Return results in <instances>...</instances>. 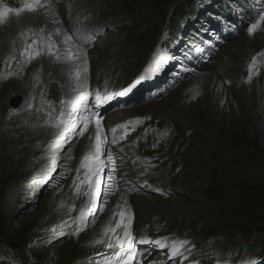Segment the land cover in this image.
<instances>
[{
	"label": "rangeland",
	"instance_id": "1",
	"mask_svg": "<svg viewBox=\"0 0 264 264\" xmlns=\"http://www.w3.org/2000/svg\"><path fill=\"white\" fill-rule=\"evenodd\" d=\"M75 1L78 7L91 13L95 22L110 20L114 25H121L117 32L108 33L107 37L102 38L97 49L93 51L94 79L110 75V70L115 66H118L115 71L119 80L131 79L146 60V57L136 59L132 51L134 43L130 38V26L133 24L137 26L141 20L138 14H142L137 13L136 9L134 11L132 6L134 3L143 4L148 9L155 0ZM2 2L3 0H0V7ZM49 14L44 8H36L32 14H27L22 22L28 23L31 29L38 30L43 27L42 24L53 25V18ZM59 24L64 23L59 19ZM262 25L264 26V22ZM17 26L18 24L12 23L0 29V57L5 62L16 59V56L26 62L21 49L19 47L13 49L12 35ZM258 28L259 26L256 29ZM253 39L246 37L243 39L241 35L235 40L228 41L221 47L219 63L215 70L207 68L193 77L184 79L178 86L168 89L161 97L145 104L139 110L137 108L124 110L126 116L139 112L152 114L159 119L160 125L174 128L176 131L174 142L179 144L177 148L184 149V154L178 152V155L187 158L184 166L188 173L179 187L182 192L175 193L176 187L171 185L170 189H173L174 194L165 198L144 194L130 196L117 190L115 186L107 191L104 188L102 191L104 199L89 220L87 230L79 237H68L60 242L52 241L50 236L69 231L68 222L82 204V197L72 194L63 180L65 160L77 161L87 152H92L97 131L85 138L72 140L61 150V154H57L62 158L58 172L44 188L43 183L55 164V157L52 158L55 152L52 151L51 143L53 131H57L55 123L48 121L47 117L53 113V104L60 91L59 86L55 84L56 90L50 100L47 96L48 86L53 76L67 82L72 81L70 78L72 66L65 60L56 61L54 65L53 56L41 53L36 55V58L45 60L33 62L32 69L37 70L31 77L27 74V66L22 67L23 74L11 70L8 78L0 86V198L8 197L1 207L3 212L0 211L2 220L0 227L4 228L7 235L0 240H7L9 242L7 245L11 242L15 245L19 242L24 243L31 248L35 262L106 264V259L103 258L118 249L109 248L108 244L113 243L114 235L123 236V227L116 228L117 222L121 219L118 213L122 211L125 213L123 223L129 226L130 222L134 223L135 218L139 229L146 227L147 224L153 227L154 224L162 223L169 217L171 222L183 216L188 221L184 224L185 231L189 235L194 232L192 237L197 242L196 246H206L208 238L211 239L210 245L214 244L224 250L240 247L241 244H254L257 247L254 252H259L255 255H261L264 251V248L262 249L264 241L240 240L246 239L251 232L243 234L234 229L233 223L227 219L226 212L220 209H230L229 203L223 197H220V207L211 200L213 190L218 188L219 179L225 175L224 168H218L214 173L194 172L193 161L194 152L209 143H212L216 151L220 150L216 154L219 155L218 162L224 159L225 151L229 147L235 153V147L243 151L248 146H258V151L253 153L261 155L264 147V85L255 81L250 87H246L234 80L236 75L240 76L244 60L251 53L250 44ZM76 49L79 50L80 46ZM167 62L165 59L161 65L154 67L157 75ZM202 76L211 80L205 83ZM220 80L230 81V84L225 87ZM66 91L67 88L64 92ZM11 97L17 99L15 106L23 98L24 101L15 109L18 111L17 114L8 116ZM56 109L60 110V103ZM115 119L117 118L112 117V121ZM215 166L218 167L217 161ZM233 168L240 172L249 171L243 164ZM263 170L264 167L259 172L260 179H264ZM199 176L203 177L202 181L205 180L197 184L196 178ZM230 193L236 199L234 193ZM148 199H151L154 206L147 205L140 210V207L147 203L144 200ZM234 202L235 200H231L232 204ZM106 227L116 229L115 234L111 231L105 233ZM175 228L173 225L170 230ZM216 238L219 240L213 243L212 240ZM185 255L191 258L194 253ZM114 259L115 257L108 258L111 264H115Z\"/></svg>",
	"mask_w": 264,
	"mask_h": 264
},
{
	"label": "trees",
	"instance_id": "2",
	"mask_svg": "<svg viewBox=\"0 0 264 264\" xmlns=\"http://www.w3.org/2000/svg\"><path fill=\"white\" fill-rule=\"evenodd\" d=\"M195 1L196 0H155L147 12H145V20H143L140 26H136L138 51L143 53L147 52L162 26H169L173 31V29L177 27L176 25L178 24L179 18H187L188 14L193 12L195 9ZM173 4L175 7H173ZM148 18H150L153 27L145 30L150 24L149 21H147ZM211 146H213L212 143H209L207 147ZM223 148H225L224 145ZM235 148L236 152L234 153L231 147H229V149L225 151V157L221 162H218L219 155H216L220 150L216 151V149H214L215 151H213L212 157H217L216 161L218 167L215 166L212 172L214 173L218 168L223 167V174L225 175L219 179L217 190L211 188L212 190L214 189L211 200L214 201L218 207H220V197H223L229 203L228 207H230V209H220L225 211L228 218L232 220L234 229H240L242 231L247 229L261 231L263 230L262 227H264V179H260L258 175H260L259 172L264 167V147L261 155H255L253 153L258 151V146H248L243 151H240L237 147ZM251 151L252 153H247ZM240 164H243L244 167L249 170V173L246 171L240 172L234 170L233 166ZM230 192L234 193L236 199L232 197ZM7 200V196L0 198L1 212H3L1 207ZM231 200H235L234 204L231 203ZM1 222L2 220H0V223ZM6 235L4 228L0 227V238L3 239ZM5 243L8 244L9 242L7 240H0V247ZM11 244L13 243L11 242ZM28 251L27 246L19 242V244H13L12 251L9 255L16 261L26 263L28 262V257L25 252ZM4 253V250L0 249V255Z\"/></svg>",
	"mask_w": 264,
	"mask_h": 264
},
{
	"label": "snow or ice",
	"instance_id": "3",
	"mask_svg": "<svg viewBox=\"0 0 264 264\" xmlns=\"http://www.w3.org/2000/svg\"><path fill=\"white\" fill-rule=\"evenodd\" d=\"M50 2V0H49ZM43 5L41 4L40 0H29L28 4L26 5V10L28 11H35L37 7H42ZM12 11L11 9H4L3 11H0V17H3L6 13ZM17 12V14L20 13L21 9H16L15 10ZM264 21V15H261L259 17V20H257L256 23H253L250 25L249 27V33H253L254 30L257 28L258 24ZM58 31V30H57ZM69 38H65V42H67ZM48 47V55L53 56L55 58L56 61H60L61 57L59 54V50H58V46L56 45L55 42L49 43L47 45ZM55 49V50H54ZM27 53V49H25L21 54L25 55ZM39 53H33L31 56L28 57V59H32L35 58L36 55H38ZM68 55H72L71 52L68 53ZM255 59V58H253ZM251 65L249 66V71H251ZM132 89L131 87L129 88H125L122 91L116 93L115 95H119V96H124L126 95L128 92H130ZM88 94L86 93H80L78 98L73 101V103L76 105V107L73 109V111H78V108L80 105H85L86 104V96ZM113 96L109 95L107 97H104V102L106 103L108 100L112 99ZM100 99V96H97V100ZM61 103H64V101H61ZM101 105L98 103L96 105V107H100ZM73 113L72 112H64V111H60V118L58 119V123L57 126H60L62 124H67V117L72 116ZM81 120L84 121V126L83 129L78 133V135H83V130H86L87 126H88V122H90V118L87 117H81ZM100 121L97 120L96 124L97 126H99ZM78 126L73 123L72 125V130L75 131L76 128ZM113 131H115L113 129ZM100 138H101V133L99 131V127L97 128V137H96V144L94 145L95 148V153H89L87 155H85L84 157H82L81 163L77 169V178L79 179V173L82 169L86 170L85 175L83 177L84 180L86 181H90V183H88L87 187L89 189V192L87 193L89 195V197H99L101 195L100 192L95 191L96 186L100 183V181L98 179H94V177L99 176L100 174V167H99V157L104 155V151L102 150L101 146H100ZM115 139L113 140V143H115ZM109 159H111V157H109ZM91 162V163H90ZM111 178V177H109ZM75 183V180H74ZM118 208L120 207L119 205L117 206ZM95 213L94 212H90L89 216H93ZM120 216V221L117 222L116 224V228H121L123 227L124 231H123V236H119V235H114V243L110 242L108 244L109 248H118L119 251H116L114 253V256L117 258H120L121 260V264H132V259L135 256V242H134V238L131 235L130 231H129V226L128 224L123 223V220L125 218V213L124 212H119L118 213ZM130 219V218H129ZM81 223L84 225V227L87 226L88 223V219L87 217H82L81 218ZM80 231H83V228H79L78 231L74 234L78 235ZM105 233H108L109 231H111L113 234H115L116 229H110L108 227H106L104 229ZM139 243H154L156 246L160 247V248H168V255L170 258H175L178 256H183V250H188L190 251V249H186V245L189 243L187 240H180V239H175L172 241H168L167 238H162V239H158L155 241H151L147 238H142ZM186 259V257H185ZM106 264H111V261L106 259ZM219 264V262H218ZM249 264H251V262H249Z\"/></svg>",
	"mask_w": 264,
	"mask_h": 264
},
{
	"label": "bare ground",
	"instance_id": "4",
	"mask_svg": "<svg viewBox=\"0 0 264 264\" xmlns=\"http://www.w3.org/2000/svg\"><path fill=\"white\" fill-rule=\"evenodd\" d=\"M59 68V67H58ZM58 72V71H57ZM59 73V72H58ZM203 77V76H202ZM205 79V80H204ZM211 80V78H209V77H203V82H205V83H208L209 81ZM137 114V113H136ZM139 114H140V112H139ZM131 115H134V114H132L131 113ZM125 116V115H124ZM113 118H115V117H113ZM74 140V139H73ZM144 202H147L146 204L144 203V205H143V207H140V210L141 209H143L144 207H147V205L148 206H154V205H152L153 203L151 202V199H148L147 201L146 200H144ZM147 209V208H146ZM140 214V213H139ZM13 240V239H12ZM59 240L60 241H62L63 239L62 238H59ZM110 241V240H109ZM109 243V242H108ZM77 252V251H76ZM80 259V258H79ZM76 260V259H75Z\"/></svg>",
	"mask_w": 264,
	"mask_h": 264
}]
</instances>
